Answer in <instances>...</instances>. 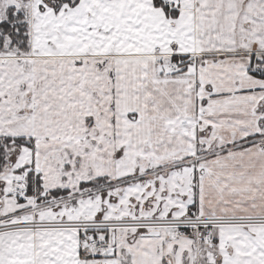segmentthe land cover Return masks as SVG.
Wrapping results in <instances>:
<instances>
[{"label":"snow or ice","instance_id":"obj_1","mask_svg":"<svg viewBox=\"0 0 264 264\" xmlns=\"http://www.w3.org/2000/svg\"><path fill=\"white\" fill-rule=\"evenodd\" d=\"M0 264H264V0H0Z\"/></svg>","mask_w":264,"mask_h":264}]
</instances>
